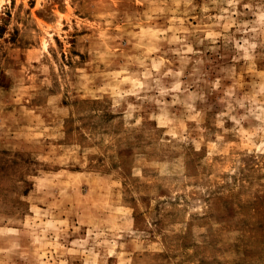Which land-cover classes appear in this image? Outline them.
Instances as JSON below:
<instances>
[{
    "label": "rangeland",
    "instance_id": "1",
    "mask_svg": "<svg viewBox=\"0 0 264 264\" xmlns=\"http://www.w3.org/2000/svg\"><path fill=\"white\" fill-rule=\"evenodd\" d=\"M0 264H264V0H0Z\"/></svg>",
    "mask_w": 264,
    "mask_h": 264
}]
</instances>
